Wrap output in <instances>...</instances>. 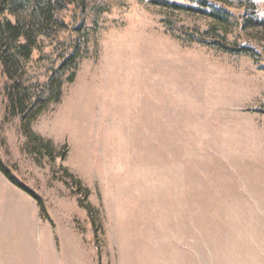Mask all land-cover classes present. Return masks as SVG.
<instances>
[{
  "label": "rangeland",
  "instance_id": "1",
  "mask_svg": "<svg viewBox=\"0 0 264 264\" xmlns=\"http://www.w3.org/2000/svg\"><path fill=\"white\" fill-rule=\"evenodd\" d=\"M204 2L57 9L18 72L28 116L76 75L31 135L0 62V158L43 201L0 172V264H264V28Z\"/></svg>",
  "mask_w": 264,
  "mask_h": 264
},
{
  "label": "trees",
  "instance_id": "2",
  "mask_svg": "<svg viewBox=\"0 0 264 264\" xmlns=\"http://www.w3.org/2000/svg\"><path fill=\"white\" fill-rule=\"evenodd\" d=\"M80 1L84 2L86 0H0V62L10 83L5 86V94L9 102V111L13 115L21 116L22 126L27 135L31 132V122L36 120L37 116L50 102H58L60 100L63 85L67 82H73L76 72L73 71L66 79L52 78L53 94L45 99L39 98L37 102L33 103V106L35 105L36 107L29 116L28 113L31 110L30 104L32 105L31 95L23 89L24 83L22 77L18 76V72L22 68L23 63L29 61L35 53L39 37L43 33L44 25L46 26L52 22L56 23L55 11L70 7L71 5H77ZM193 1L202 5V7L206 6L204 0ZM211 1L228 7H243L246 11H250V15L245 11L246 16L239 22L243 28L255 30L264 28V20L258 19L254 15L256 5L251 0ZM210 15L222 25L231 24L230 20L233 18V15L226 10H213ZM225 49L257 59L256 52L248 47H241L237 50L233 48ZM76 51L74 50V52L69 54L62 62L60 69H63L65 66H74L76 68L79 59ZM49 145L47 143L46 147H50ZM0 172L14 186L31 196L43 208V201L40 196L19 181L1 158Z\"/></svg>",
  "mask_w": 264,
  "mask_h": 264
}]
</instances>
